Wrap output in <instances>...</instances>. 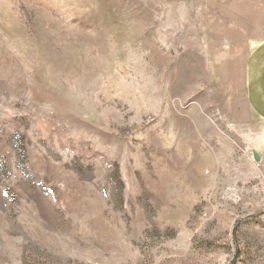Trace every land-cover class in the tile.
<instances>
[{"label":"rangeland","instance_id":"374dc122","mask_svg":"<svg viewBox=\"0 0 264 264\" xmlns=\"http://www.w3.org/2000/svg\"><path fill=\"white\" fill-rule=\"evenodd\" d=\"M263 41L264 0H0V264H264Z\"/></svg>","mask_w":264,"mask_h":264},{"label":"crops","instance_id":"0c3cea01","mask_svg":"<svg viewBox=\"0 0 264 264\" xmlns=\"http://www.w3.org/2000/svg\"><path fill=\"white\" fill-rule=\"evenodd\" d=\"M245 87L250 111L264 126V41L256 47L249 57Z\"/></svg>","mask_w":264,"mask_h":264},{"label":"water","instance_id":"95a60500","mask_svg":"<svg viewBox=\"0 0 264 264\" xmlns=\"http://www.w3.org/2000/svg\"><path fill=\"white\" fill-rule=\"evenodd\" d=\"M253 157H254V160L259 163L260 162V156L258 154V152L256 150H254L253 152Z\"/></svg>","mask_w":264,"mask_h":264}]
</instances>
